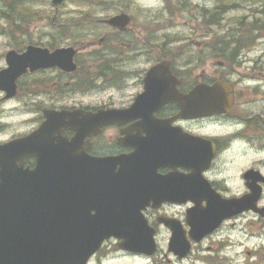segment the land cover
I'll use <instances>...</instances> for the list:
<instances>
[{
    "label": "flooded vegetation",
    "instance_id": "flooded-vegetation-1",
    "mask_svg": "<svg viewBox=\"0 0 264 264\" xmlns=\"http://www.w3.org/2000/svg\"><path fill=\"white\" fill-rule=\"evenodd\" d=\"M123 1L129 4V0H117L120 10L116 14H129ZM263 4V0L236 2L245 14L237 21L233 47L223 46L219 39L218 46L210 48L208 32L179 38L177 33H158V24L155 32H150L155 25L136 29L133 17L120 29L107 23L111 16L94 19L101 35L86 40L83 46L78 43L79 31L89 36L93 30L84 31L81 22L82 26L88 25L91 17L81 21L79 16L68 18L69 24L77 21V25L68 31V36H73L61 45L28 44L47 47L50 52L72 47L75 67L70 71L58 66L27 71L17 79V94L26 87L32 104L82 110L80 116L98 110L124 111L122 115L112 113L113 120L95 127V133L79 136L76 152L79 158L82 154L86 158L123 157L109 165L103 179L105 187L100 189H106L107 196L113 194L114 172L123 167L124 192L133 199L146 198L148 171L149 179L155 181L158 203L152 206L150 199L142 213L155 229L157 252L162 248L160 239H164L174 260H230L231 256L222 251L242 244L236 241L242 227L247 230L264 222V216L245 210L222 219L199 241L190 234L195 226H212L219 216L217 202L245 199L253 190L260 192L259 204L264 202V51L254 58L251 54L256 49L249 45L256 39L264 40V8H256ZM29 19L34 20L32 15ZM191 35L202 37L201 43L194 45L193 39H187ZM212 60L216 63L211 64ZM159 63H163L164 71L155 79L163 85L155 88L147 84L146 78ZM139 97L148 106L132 112L130 107ZM206 102L214 103L213 112H195V104ZM42 120L39 111L29 131L0 143L31 132ZM74 135L73 130L64 128L65 139L71 140ZM13 165L33 169L36 158L25 157ZM180 199L184 201H177ZM90 213L94 214L95 209ZM243 218L251 219L242 224ZM166 222L175 225L180 242H189L184 258L170 251L173 229ZM118 243L111 237L98 252L108 246L138 256L120 250Z\"/></svg>",
    "mask_w": 264,
    "mask_h": 264
},
{
    "label": "water",
    "instance_id": "water-1",
    "mask_svg": "<svg viewBox=\"0 0 264 264\" xmlns=\"http://www.w3.org/2000/svg\"><path fill=\"white\" fill-rule=\"evenodd\" d=\"M60 4L64 0H51ZM127 13H119L107 19V23L124 28L130 23ZM74 50L59 48L50 52L47 48L28 45L23 52L9 50L5 54L7 67L0 70V90L4 98L16 93V79L27 69L58 66L70 71ZM164 71L163 63L154 65L146 78L147 84L162 87V81L155 79ZM148 105L140 98L130 108L141 111ZM199 113L214 111V103L199 104ZM203 107V108H202ZM197 109V108H196ZM44 120L31 133L12 139L0 145V264H86L99 249L104 239H120L119 247L131 252L151 256L157 246L155 229L148 225L140 210L152 199L157 205L154 191L155 181L149 179L148 171L144 184L146 198L133 199L123 190V167L113 174V194H106L104 178L107 177L111 160L94 157H80L76 152L77 138L95 131V127L113 120L112 113L122 115L123 110L87 112L42 110ZM122 113V114H120ZM75 132L71 140L63 137L64 128ZM34 156L33 169L13 165L25 157ZM259 191L253 190L247 197L237 201L222 202L225 215L252 209L264 214V207L256 203ZM179 202L183 200H177ZM95 213L91 214V209ZM212 228L195 226L192 237L199 240ZM173 229L169 249L183 257L189 243L180 242L175 225L166 222Z\"/></svg>",
    "mask_w": 264,
    "mask_h": 264
},
{
    "label": "rangeland",
    "instance_id": "rangeland-1",
    "mask_svg": "<svg viewBox=\"0 0 264 264\" xmlns=\"http://www.w3.org/2000/svg\"><path fill=\"white\" fill-rule=\"evenodd\" d=\"M237 1L239 0H129V4L123 2L124 5L126 4V11L136 23V29L144 25H155L154 29L150 30L155 32L158 24L160 27L158 33H177L179 38L195 32H208L212 39L210 48H216L219 39L223 46L224 43L234 46L229 42L237 35L236 31L239 29L237 21L245 14L242 8L237 7ZM116 3L117 0H67L63 7L58 8L49 0H38L36 3H30V0H0V69L6 67L4 55L9 49L23 50L30 43L61 45L67 38L70 39L73 35L68 36L70 34L68 31L77 25V21L73 25L69 24L68 18L72 16H79V19L83 16L93 18L88 25L82 26L81 22L84 31L85 28L93 31L89 36H84L83 32L79 31L80 46H83L88 39H98L102 31L94 19L116 14L120 10ZM220 5L223 9L220 22L217 26L210 25L209 18L213 12L208 13V16L206 14L201 16V13L204 12L203 10H213ZM27 8L31 14L37 16L34 20L23 21L18 16V13L19 15L28 13ZM256 8L263 9L264 4ZM69 10L74 13H67L66 11ZM187 39H193L191 42L195 45L196 42L201 43L202 37L191 35ZM249 45L256 49L251 54L252 57H260L263 54L264 40L256 39ZM215 63L211 61V64ZM21 86L23 87L24 84ZM21 89L20 93L11 99H4L3 93H0V141L29 131L34 126V119L41 107L47 106L32 104L33 101L30 102L32 97L26 95V87ZM247 219L251 218H243L242 224H245ZM246 229L248 231L242 227L241 233L236 236V241L239 239L242 244L235 245L228 251H222V253L227 252L228 257L231 256L230 260H213L215 257H207L208 260L193 258L174 260L167 252L166 242L160 239L159 244L162 248L157 253V258L134 256L107 246L101 253L98 252L92 257L88 264H264V222L257 227L248 226Z\"/></svg>",
    "mask_w": 264,
    "mask_h": 264
},
{
    "label": "trees",
    "instance_id": "trees-1",
    "mask_svg": "<svg viewBox=\"0 0 264 264\" xmlns=\"http://www.w3.org/2000/svg\"><path fill=\"white\" fill-rule=\"evenodd\" d=\"M13 11H14V8H13ZM13 11H11V12H13ZM212 11H213V13H212L211 17L209 18V23H210V25L211 24H214V25L217 26L219 24V22H220V19H221V15L220 14H221V11H223V9L221 10V9H219L217 7L215 9H213ZM29 12H30V10H29ZM29 12L28 13L27 12H24V13H21L20 15L18 13V16L20 17V19H22L23 21H25L26 19H28L27 17L29 15Z\"/></svg>",
    "mask_w": 264,
    "mask_h": 264
}]
</instances>
